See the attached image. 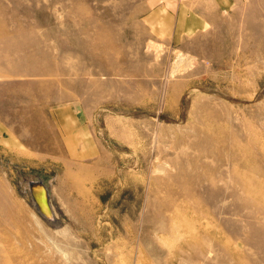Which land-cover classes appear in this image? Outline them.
Returning a JSON list of instances; mask_svg holds the SVG:
<instances>
[{
  "label": "rangeland",
  "instance_id": "374dc122",
  "mask_svg": "<svg viewBox=\"0 0 264 264\" xmlns=\"http://www.w3.org/2000/svg\"><path fill=\"white\" fill-rule=\"evenodd\" d=\"M141 4L0 0L19 115L72 106L95 142L0 149V264H264V0L170 42Z\"/></svg>",
  "mask_w": 264,
  "mask_h": 264
},
{
  "label": "crops",
  "instance_id": "0c3cea01",
  "mask_svg": "<svg viewBox=\"0 0 264 264\" xmlns=\"http://www.w3.org/2000/svg\"><path fill=\"white\" fill-rule=\"evenodd\" d=\"M141 2L137 18L144 30L155 40L170 42L180 39H193L211 28L223 23L240 0H135ZM17 83L0 80V149H18L35 134H54L55 141L60 137L68 147L71 158L84 160L93 151L95 142L91 129L80 122L78 111L72 106L58 105L51 112L54 126L34 127V118L20 116L17 101ZM45 118L35 119L44 123ZM30 121V127H26ZM46 121V120H45ZM35 133V134H34ZM94 154V153H93ZM92 155V154H91Z\"/></svg>",
  "mask_w": 264,
  "mask_h": 264
},
{
  "label": "bare ground",
  "instance_id": "6f19581e",
  "mask_svg": "<svg viewBox=\"0 0 264 264\" xmlns=\"http://www.w3.org/2000/svg\"><path fill=\"white\" fill-rule=\"evenodd\" d=\"M47 34V33H46ZM32 189L34 190H38V189H42L43 192H41V197L43 198L44 192L47 191L44 187V184L42 182H37V183H32ZM37 194V193H36ZM40 201H38L39 205L37 207L36 203L33 204L37 209L39 208L41 210V212H45V209L47 208L46 204L43 203V200L39 198ZM42 200V201H41ZM35 202V201H34ZM50 204V203H49ZM52 208V207H50ZM54 213V212H53ZM55 218V217H54ZM52 221V220H51ZM56 222V220H55ZM58 226V225H57Z\"/></svg>",
  "mask_w": 264,
  "mask_h": 264
}]
</instances>
